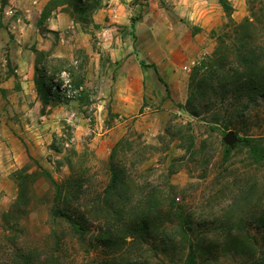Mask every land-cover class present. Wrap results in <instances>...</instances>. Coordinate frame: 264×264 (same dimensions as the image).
Masks as SVG:
<instances>
[{
    "label": "rangeland",
    "instance_id": "374dc122",
    "mask_svg": "<svg viewBox=\"0 0 264 264\" xmlns=\"http://www.w3.org/2000/svg\"><path fill=\"white\" fill-rule=\"evenodd\" d=\"M39 1L7 0L1 9L0 0V211L16 200L21 170H34L36 161L59 182L84 172L88 188L97 191L109 180V156L123 138L126 165L148 169L135 172L137 180L163 183L170 174L176 200L187 208L243 214L245 204L231 211L238 186L264 179V165L243 145L246 135L264 142V98L241 115L233 99L201 107L197 116L188 100L194 68L213 57L227 21L249 15V0H228L230 16L218 0H121V8L117 0H99L96 8V0H83L81 8L74 0ZM59 12L61 28L48 35L49 19ZM85 36L88 49L76 47ZM39 37L51 38L52 47H37L44 42ZM26 49L35 57L32 79ZM41 75L60 96L44 101L35 82ZM67 79L75 90L70 97L61 88ZM229 131L238 135L233 144L224 139ZM224 147L232 149L228 158ZM6 171L12 180L4 183ZM47 188L37 182L31 211L20 222L22 240L37 243L50 231L47 202L40 201ZM70 253L77 264L102 256L80 245ZM215 264L254 262L226 256Z\"/></svg>",
    "mask_w": 264,
    "mask_h": 264
},
{
    "label": "trees",
    "instance_id": "16d2710c",
    "mask_svg": "<svg viewBox=\"0 0 264 264\" xmlns=\"http://www.w3.org/2000/svg\"><path fill=\"white\" fill-rule=\"evenodd\" d=\"M74 1L76 8L83 7V0ZM96 1L93 8L99 6ZM218 1L230 16L229 1ZM6 2L2 0L1 9ZM35 70L38 73V63ZM158 78L170 91L159 74ZM35 82L44 101L55 92L61 95L44 75ZM190 84L188 104L196 116L215 101L226 105L233 99L238 115L259 104L264 98V0H249L247 17L239 22L230 19L221 27L213 57L194 68ZM215 94L218 98L213 100ZM262 139L246 135L243 145L253 162L264 165ZM124 141L113 147L109 180L93 196L84 172L59 182L37 161L34 170L25 166L17 177L16 200L0 211V264H77L68 259L77 245L87 254H102L88 264H215L226 256L264 264V179L238 186L231 211L245 204L243 214H199L176 200L177 186L169 181L170 174L163 183L137 180L134 174L141 166L126 165L120 154ZM231 153L224 147L226 158ZM40 179L48 185L40 201L47 202L53 223L36 243L22 240L20 222L31 211ZM96 222L99 226H94Z\"/></svg>",
    "mask_w": 264,
    "mask_h": 264
},
{
    "label": "crops",
    "instance_id": "0c3cea01",
    "mask_svg": "<svg viewBox=\"0 0 264 264\" xmlns=\"http://www.w3.org/2000/svg\"><path fill=\"white\" fill-rule=\"evenodd\" d=\"M116 3H117V6L119 8L124 6V3H122L121 0L120 1L117 0ZM40 4H41V0L39 1V5ZM64 18H65V15L62 12H59L58 15H53V16L50 17L49 25H48V29L50 31H49L48 35H50V33L52 34V33H55L57 31H59L61 26L58 23H61ZM59 34H61V33H59ZM39 38L43 39L42 37H39ZM43 40H44V42L43 43L41 42L42 44L37 43V47H39V48L41 47V48H44V49H50L52 47V45H53V42H52L51 38H44ZM84 40L88 41L86 36H85V38L82 37V40L81 39L77 40L76 47L84 46L86 49H88L87 48L88 47V42H87V44L86 43L84 44ZM25 51H26V54L29 53L28 60H26V61H27V67H28V71H29L28 76L32 79V77H33V66H34V63H35V57L32 56L33 53H30L29 49H26ZM15 146L16 147H21L20 144H16ZM13 149H14V147H13ZM11 151H13V150H11ZM10 173H11L10 171H6V172L1 174V176H3L2 177V181H4V183L10 182L12 180L11 179L12 176H11ZM3 187H4V185L3 186L1 185L0 186V190L3 189Z\"/></svg>",
    "mask_w": 264,
    "mask_h": 264
},
{
    "label": "built area",
    "instance_id": "2783aa9c",
    "mask_svg": "<svg viewBox=\"0 0 264 264\" xmlns=\"http://www.w3.org/2000/svg\"><path fill=\"white\" fill-rule=\"evenodd\" d=\"M72 84L70 80H65V83L61 86L62 90L66 92L68 97L75 95V90L71 89Z\"/></svg>",
    "mask_w": 264,
    "mask_h": 264
},
{
    "label": "water",
    "instance_id": "95a60500",
    "mask_svg": "<svg viewBox=\"0 0 264 264\" xmlns=\"http://www.w3.org/2000/svg\"><path fill=\"white\" fill-rule=\"evenodd\" d=\"M224 139H225V141H226L227 143H229V144H233V143H235V141H237V139H238V135H237V133L234 132V131H229V132L225 135Z\"/></svg>",
    "mask_w": 264,
    "mask_h": 264
}]
</instances>
